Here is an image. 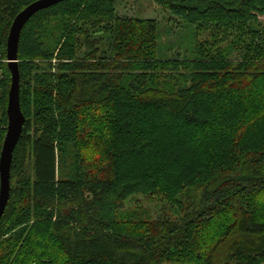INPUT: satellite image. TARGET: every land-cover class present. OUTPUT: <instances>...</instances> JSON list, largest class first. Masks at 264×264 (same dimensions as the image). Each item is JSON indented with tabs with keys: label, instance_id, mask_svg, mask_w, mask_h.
Masks as SVG:
<instances>
[{
	"label": "trees",
	"instance_id": "trees-1",
	"mask_svg": "<svg viewBox=\"0 0 264 264\" xmlns=\"http://www.w3.org/2000/svg\"><path fill=\"white\" fill-rule=\"evenodd\" d=\"M34 1L0 0V154L7 38ZM116 1L65 0L22 32L26 123L0 264H264V0H153L188 26L245 36L241 58L182 64L157 59L156 20L121 18ZM179 65L185 83L159 82ZM158 193L170 208L155 219H118L133 195Z\"/></svg>",
	"mask_w": 264,
	"mask_h": 264
},
{
	"label": "rangeland",
	"instance_id": "rangeland-1",
	"mask_svg": "<svg viewBox=\"0 0 264 264\" xmlns=\"http://www.w3.org/2000/svg\"><path fill=\"white\" fill-rule=\"evenodd\" d=\"M117 14L121 18L154 19L158 22L157 59L164 62L186 63L209 53L224 54L230 58H241L246 53L245 36L238 27L227 28L221 25H204L201 29L191 27L155 4L153 0H117ZM264 23V17L259 18ZM100 37L102 35L100 34ZM110 36L102 39L101 47L108 52L113 50ZM191 74L184 65L170 66L165 72H157L159 82L174 85L182 84ZM1 79V73H0ZM2 87L0 83V93ZM170 208L165 194L153 196L133 195L119 212L120 221H149L162 210Z\"/></svg>",
	"mask_w": 264,
	"mask_h": 264
},
{
	"label": "water",
	"instance_id": "water-1",
	"mask_svg": "<svg viewBox=\"0 0 264 264\" xmlns=\"http://www.w3.org/2000/svg\"><path fill=\"white\" fill-rule=\"evenodd\" d=\"M65 0H36L14 19L7 38V65L11 73L8 94V126L0 154V223L6 213L11 196V170L14 151L20 141L26 117L21 107L19 46L22 32L38 12L54 7Z\"/></svg>",
	"mask_w": 264,
	"mask_h": 264
}]
</instances>
